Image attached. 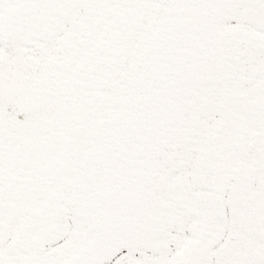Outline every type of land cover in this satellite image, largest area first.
<instances>
[{"label":"snow or ice","instance_id":"snow-or-ice-1","mask_svg":"<svg viewBox=\"0 0 264 264\" xmlns=\"http://www.w3.org/2000/svg\"><path fill=\"white\" fill-rule=\"evenodd\" d=\"M0 264H264V0H0Z\"/></svg>","mask_w":264,"mask_h":264}]
</instances>
